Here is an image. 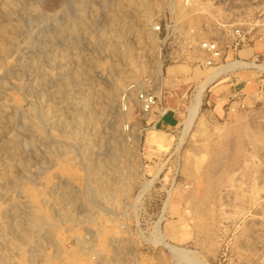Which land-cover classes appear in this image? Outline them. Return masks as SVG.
Segmentation results:
<instances>
[{
	"label": "rangeland",
	"instance_id": "rangeland-1",
	"mask_svg": "<svg viewBox=\"0 0 264 264\" xmlns=\"http://www.w3.org/2000/svg\"><path fill=\"white\" fill-rule=\"evenodd\" d=\"M136 2L0 0V264H264V0H153L148 50ZM235 27L248 46L201 65Z\"/></svg>",
	"mask_w": 264,
	"mask_h": 264
},
{
	"label": "bare ground",
	"instance_id": "bare-ground-1",
	"mask_svg": "<svg viewBox=\"0 0 264 264\" xmlns=\"http://www.w3.org/2000/svg\"><path fill=\"white\" fill-rule=\"evenodd\" d=\"M121 0H117V6L119 7H123V2H126V1H128V0H123L122 1V3L120 2ZM137 2V4H139V5H141V6H143L142 8H144L143 10H142V12L140 13V15H138V22H137V32H136V35H137V37L135 38V42H136V46H138V44H139V46L141 45V46H143L145 49L147 48V47H150V46H148V43L147 44H142V42L144 41H140V40H138V37H139V35L138 34H142V35H144L143 33L145 32V19H146V17H147V13H148V11L146 10V7H150V6H152V5H154L155 4V2H153V0H151V2H148L149 0H136ZM6 3V2H5ZM10 3H12V2H10ZM116 3V2H115ZM130 3V2H129ZM154 3V4H153ZM9 4V3H8ZM7 4V5H8ZM126 4V3H125ZM148 4H150V6H148ZM2 5V4H1ZM4 5V4H3ZM128 5V4H127ZM116 6V7H117ZM125 7V6H124ZM140 7V6H139ZM10 8V7H9ZM137 8V7H136ZM11 9V8H10ZM7 10V9H6ZM5 10V11H6ZM136 10H138V8L136 9ZM4 11V12H5ZM140 11V10H139ZM138 11V12H139ZM15 12V11H14ZM121 13V12H120ZM119 13V14H120ZM13 14V13H12ZM136 14V13H135ZM121 16V15H120ZM119 16V17H120ZM12 17V16H11ZM144 20V21H143ZM10 23V22H9ZM136 23V22H135ZM7 24V23H6ZM8 25V24H7ZM4 27V26H3ZM6 27V26H5ZM4 27V29H6ZM153 28V27H152ZM0 29H1V27H0ZM12 29V28H11ZM14 29V28H13ZM2 30H3V28H2ZM7 31V30H6ZM5 31V32H6ZM9 32V31H8ZM3 33V32H2ZM12 33V32H11ZM15 33V32H14ZM19 33V32H18ZM148 33H149V31H148ZM16 34V33H15ZM150 34V33H149ZM148 34V35H149ZM18 35V34H17ZM13 36V35H12ZM146 36V35H145ZM152 36V35H151ZM11 37V36H10ZM140 37H142V36H140ZM150 37V36H149ZM149 37H147V38H149ZM119 38V37H118ZM146 38V39H147ZM7 39V38H6ZM140 39V38H139ZM150 39V38H149ZM2 40H4V39H2ZM125 40V39H124ZM1 41V40H0ZM10 42H12V41H9V43ZM145 42V41H144ZM2 42H0V44H1ZM3 44V43H2ZM150 44V43H149ZM13 45H15V44H13ZM20 45V44H19ZM139 46H138V48H139ZM141 46H140V48H141ZM108 47V46H107ZM127 48V47H126ZM152 48V47H151ZM0 49H1V47H0ZM10 49V48H9ZM12 49V48H11ZM149 49V48H148ZM148 49H146V50H148ZM6 50V49H5ZM18 50V49H17ZM125 50V49H124ZM130 50H131V48H130ZM1 51V50H0ZM135 50H133V52H134ZM2 52H3V50L1 51V54H2ZM14 52V51H13ZM127 52V51H126ZM126 52H124V53H126ZM150 52V54H153V53H155V52H151V51H149ZM128 57H129V60H131L134 64V69H136V68H144L143 67V65H142V63L140 62V61H138V60H136L134 57H133V54L129 51L128 52ZM132 54V55H131ZM146 54V53H145ZM124 55H126V54H124ZM149 55V54H148ZM154 55V54H153ZM153 55H152V57H153ZM3 56V55H2ZM8 56V55H7ZM137 56V55H136ZM141 56V55H140ZM124 57V56H123ZM126 57V56H125ZM128 57H127V59H128ZM155 57V56H154ZM151 58V57H150ZM156 58V60L155 61H157V56L155 57ZM137 59H139V58H137ZM8 60V59H7ZM126 60V59H125ZM6 61V60H5ZM151 61H153V63L155 62L154 61V59L152 60V58H151ZM143 62V61H142ZM12 63V62H11ZM7 64V63H6ZM5 64V65H6ZM10 64V63H9ZM236 65H238L239 67L240 66H251V65H253V62H248V63H245V62H242V60H234V61H231V62H227V63H225V64H222L216 71H214L213 73H211L210 75H207V77H205V79L203 80V81H200V85L198 86V88H197V92H196V94H195V97H193V101H192V103H191V105H190V107H188L189 108V115L191 116V115H193V113H194V111H195V109H196V106H197V102H198V99H199V96H200V94H201V91L202 90H204L203 88L208 84V83H210L213 79H215L219 74H221V72H224V71H227V70H230V69H233V67L234 66H236ZM255 65V64H254ZM147 66H148V64H147ZM151 66V68H153L152 67V64L150 65ZM256 66V65H255ZM260 67H261V65H259ZM6 67V66H5ZM10 68H12V67H10ZM128 68V67H127ZM146 68V67H145ZM150 68V67H149ZM264 67L262 66V69H263ZM129 69V68H128ZM155 69H156V65H155ZM133 70V69H132ZM141 70V69H140ZM144 70V69H143ZM147 70V69H146ZM260 70H261V68H260ZM264 70V69H263ZM6 71V70H5ZM129 71H130V69H129ZM148 72H151V71H149V70H147ZM1 72H2V70H1ZM134 72V71H133ZM176 71L174 70V73H175ZM122 73V72H121ZM127 73V72H126ZM125 73V74H126ZM128 73H130V72H128ZM149 74V76H150V73H148ZM157 74L159 75V74H161V68H160V66L158 65V67H157ZM170 75V74H169ZM160 77V76H159ZM152 78H154V77H152ZM159 79V78H158ZM122 80H123V78H122ZM127 80V79H126ZM155 80V79H154ZM120 81H121V79H120ZM151 82V81H150ZM153 82V81H152ZM151 82V83H152ZM122 83H123V81H122ZM124 83H125V81H124ZM154 83V82H153ZM18 84V83H17ZM16 84V85H17ZM16 87V86H15ZM17 88V87H16ZM138 92V91H137ZM137 92H136V94H137ZM159 95V94H158ZM13 99V98H12ZM15 101V100H14ZM14 103V102H13ZM12 103V104H13ZM198 107V106H197ZM188 110V109H187ZM163 111H164V109H163ZM190 121H191V119H190V117H188V118H186V120H183V130H182V132H181V136H180V140L182 139V137H184L185 136V133H186V131H187V129H188V127H189V125H190ZM239 123V122H238ZM131 130V129H130ZM243 131V129L240 127V128H235L234 130H232V133H234L235 134V136H236V138L241 134V132ZM152 132H153V130H152ZM152 136H153V138L154 139H158V136L157 135H153L152 134ZM157 136V137H156ZM135 138V137H134ZM152 138V137H151ZM233 139V138H232ZM159 140V139H158ZM226 140H227V138H226ZM160 141V140H159ZM230 147H231V145H230ZM218 156V155H217ZM229 157V156H228ZM111 162V161H110ZM100 165V164H99ZM96 166V165H95ZM110 167V166H109ZM215 168V167H214ZM219 168V167H218ZM90 171V170H89ZM97 171H99V169L97 170ZM99 172H101V171H99ZM105 172V171H104ZM123 173V172H122ZM97 174V173H96ZM97 176V175H96ZM103 179V178H102ZM107 179V178H106ZM109 182V181H108ZM104 183V182H103ZM108 184V183H107ZM113 185V184H112ZM112 188V187H111ZM26 190H28V189H26ZM24 191V190H23ZM29 191V190H28ZM25 192V191H24ZM99 192H100V189H99ZM112 192V191H111ZM110 192V193H111ZM25 193H27V192H25ZM112 194V193H111ZM32 195V194H31ZM25 196H28V194L27 195H25ZM114 196H116V195H114ZM196 197V196H195ZM28 199H30V198H28ZM32 201V200H31ZM195 201V200H194ZM30 204V203H29ZM34 205V204H33ZM30 207V206H29ZM34 208H37V207H35L34 206ZM40 209H42V208H40ZM43 211V210H42ZM41 213V212H40ZM43 214H44V212H43ZM34 216V215H33ZM34 218V217H33ZM32 219V218H31ZM40 219H42V218H40ZM39 219V220H40ZM36 223V222H35ZM48 223V222H47ZM49 224V223H48ZM51 224V223H50ZM32 225V224H31ZM52 225H54V224H52ZM33 226V225H32ZM57 229V228H56ZM39 230V229H38ZM36 234V233H35ZM29 235V234H28ZM21 236V235H20ZM24 236V235H23ZM24 238V237H23ZM75 240V239H74ZM76 241V240H75ZM52 243V242H51ZM75 244H77L76 242H75ZM87 246H90V245H88V244H86ZM85 245V246H86ZM120 246V245H119ZM10 247V246H9ZM13 248V247H12ZM63 248V247H62ZM82 248V247H81ZM87 249H88V247H87ZM86 250V249H85ZM115 250V249H114ZM113 250V251H114ZM11 251V250H10ZM83 251H84V249H83ZM98 251L99 250H97V253H98ZM112 251V252H113ZM9 252V251H8ZM70 252V251H69ZM82 252V251H81ZM84 252H86V251H84ZM15 253V252H14ZM53 254V253H52ZM57 254V253H56ZM62 254V253H61ZM117 254V253H116ZM53 256H55V255H53ZM57 256H58V254H57ZM103 256V255H102ZM101 256V257H102ZM52 257V256H51ZM115 257V256H114ZM113 257V258H114ZM55 258V257H54ZM117 258V257H116ZM7 259V258H6ZM28 259V258H27ZM30 259V258H29ZM43 259V258H42ZM52 259V258H51ZM50 259V260H51ZM7 260H9V259H7ZM58 260V259H57ZM61 260V259H60ZM111 260H113V259H111ZM10 261V260H9ZM28 261V260H27ZM113 262V261H112ZM10 263V262H9ZM45 263V262H44ZM59 263V262H58ZM11 264V263H10ZM13 264V263H12ZM39 264V263H38ZM97 264H103L102 263V261H100V262H97ZM111 264V263H110Z\"/></svg>",
	"mask_w": 264,
	"mask_h": 264
},
{
	"label": "built area",
	"instance_id": "built-area-1",
	"mask_svg": "<svg viewBox=\"0 0 264 264\" xmlns=\"http://www.w3.org/2000/svg\"><path fill=\"white\" fill-rule=\"evenodd\" d=\"M167 28L166 35H172L171 26L170 33H168ZM155 30L159 31L160 25H155ZM247 46L248 32L243 31V29L239 27L228 30L224 37H205L200 39L196 44V48L199 50L202 57V62H200V64L211 68L218 67L221 60L224 59L227 54L235 55L237 51ZM138 101L145 112L150 111V109L157 104L156 96L153 93L145 91L138 94ZM159 113L163 114L165 111Z\"/></svg>",
	"mask_w": 264,
	"mask_h": 264
},
{
	"label": "crops",
	"instance_id": "crops-1",
	"mask_svg": "<svg viewBox=\"0 0 264 264\" xmlns=\"http://www.w3.org/2000/svg\"><path fill=\"white\" fill-rule=\"evenodd\" d=\"M171 112H174L173 109H168L163 114H160L158 112L156 114L153 113L152 122L155 126L157 125L164 129L172 128L177 121V117L174 113Z\"/></svg>",
	"mask_w": 264,
	"mask_h": 264
}]
</instances>
